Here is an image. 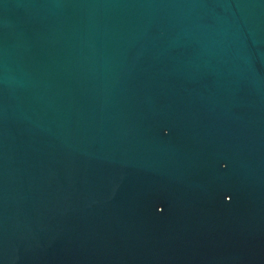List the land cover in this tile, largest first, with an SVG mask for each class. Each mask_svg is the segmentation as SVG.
<instances>
[{
    "label": "water",
    "instance_id": "obj_1",
    "mask_svg": "<svg viewBox=\"0 0 264 264\" xmlns=\"http://www.w3.org/2000/svg\"><path fill=\"white\" fill-rule=\"evenodd\" d=\"M0 264H264V0H0Z\"/></svg>",
    "mask_w": 264,
    "mask_h": 264
}]
</instances>
